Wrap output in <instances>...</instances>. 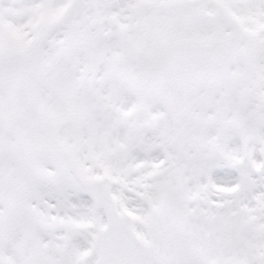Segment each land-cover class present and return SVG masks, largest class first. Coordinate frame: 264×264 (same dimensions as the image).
I'll return each mask as SVG.
<instances>
[{
	"label": "snow or ice",
	"instance_id": "obj_1",
	"mask_svg": "<svg viewBox=\"0 0 264 264\" xmlns=\"http://www.w3.org/2000/svg\"><path fill=\"white\" fill-rule=\"evenodd\" d=\"M0 264H264V0H0Z\"/></svg>",
	"mask_w": 264,
	"mask_h": 264
}]
</instances>
